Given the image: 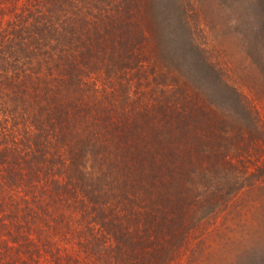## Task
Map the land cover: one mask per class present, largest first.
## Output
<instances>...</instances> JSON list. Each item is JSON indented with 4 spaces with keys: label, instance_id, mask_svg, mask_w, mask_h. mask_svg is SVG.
Instances as JSON below:
<instances>
[{
    "label": "trees",
    "instance_id": "obj_1",
    "mask_svg": "<svg viewBox=\"0 0 264 264\" xmlns=\"http://www.w3.org/2000/svg\"><path fill=\"white\" fill-rule=\"evenodd\" d=\"M218 2L231 10L252 80L264 90V0ZM5 3L0 0L1 15ZM172 3L22 0L5 22L0 19V90H12L6 100L13 105L6 129L4 120L0 124V165L10 163L6 182L36 168L53 175L57 199L69 192L78 201L75 231L84 252L102 258L112 251L113 263L121 264L119 251L127 245L134 264H166L192 223L187 202L197 201L199 187L211 194L203 215L227 203L236 187L227 178V169L237 167L232 157L241 169L255 165L264 175V161L255 163L264 160L261 110L215 67L202 65L207 72L201 78L190 68L211 94L160 90L161 98L138 106L96 104L93 90L78 88L81 75L99 65L118 76L136 68L138 75L142 48L160 61L168 54L160 45H175L177 38L187 44L184 59L203 60ZM153 7L161 11L153 14ZM252 257L248 264H264V249Z\"/></svg>",
    "mask_w": 264,
    "mask_h": 264
},
{
    "label": "rangeland",
    "instance_id": "obj_2",
    "mask_svg": "<svg viewBox=\"0 0 264 264\" xmlns=\"http://www.w3.org/2000/svg\"><path fill=\"white\" fill-rule=\"evenodd\" d=\"M189 1L190 8L188 0H174L172 4L182 12L179 16L184 21L183 26L187 24L188 34H192L196 45L194 51L200 53L203 60L184 59L187 44L177 38L175 45L171 42L160 45V49L168 51L165 59L160 61L146 46L142 48L140 53L144 57L138 65V75L136 68L118 76L107 73L99 65L95 71L81 75L78 88L93 90V94H97L93 99L96 104L108 105L116 100L120 106H138L140 101L149 104L162 97L160 90H165L169 96L174 90H204L211 94L213 90L206 89L201 79H195L197 77L190 73V68H195L201 78L207 72L202 66L206 64L220 70L227 82L259 107L264 121V90H258L252 80L255 76L249 68L242 40L232 31L231 10L220 5L218 0ZM21 3L22 0H6L5 10L0 14L2 22L8 18L9 8ZM190 10L192 14L188 17ZM159 11L161 9L152 8L153 14ZM172 26L179 27L176 22ZM150 66L160 76L152 77ZM11 91L0 90V124L9 106L13 107L6 100V93ZM124 95L128 100L123 99ZM220 111L231 123L239 125L229 112ZM4 126L6 129V119ZM232 160L237 167L227 169V178L228 183L236 187L225 198L227 203L203 215L211 194L199 187L195 204L187 202L186 214L192 223L180 245L171 249L166 264H248L249 259L254 261L253 254L263 251L264 175L256 174L255 165L241 169L236 158L232 157ZM263 161L260 159L255 163L259 165ZM9 165H0V264H118L117 261L113 263L112 251L102 258L84 252L82 234L80 232L79 237L75 231L80 216L78 201L69 192L66 194L68 200L57 199L49 179L53 175L48 176L50 173L36 168L34 173L24 174V179L17 177L16 182L8 183L6 168ZM197 180L200 179L196 176ZM127 250L126 245L119 251L123 258L121 264H134L132 254Z\"/></svg>",
    "mask_w": 264,
    "mask_h": 264
}]
</instances>
